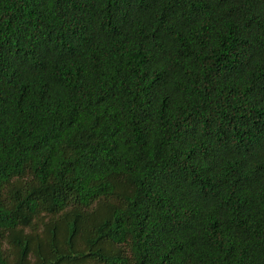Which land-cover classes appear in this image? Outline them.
I'll list each match as a JSON object with an SVG mask.
<instances>
[{"label": "trees", "instance_id": "trees-1", "mask_svg": "<svg viewBox=\"0 0 264 264\" xmlns=\"http://www.w3.org/2000/svg\"><path fill=\"white\" fill-rule=\"evenodd\" d=\"M0 264H264V0H0Z\"/></svg>", "mask_w": 264, "mask_h": 264}]
</instances>
